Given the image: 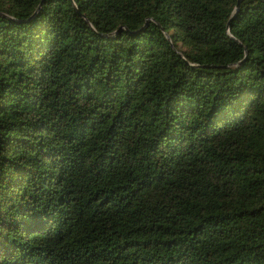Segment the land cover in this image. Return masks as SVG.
<instances>
[{
  "label": "trees",
  "instance_id": "trees-1",
  "mask_svg": "<svg viewBox=\"0 0 264 264\" xmlns=\"http://www.w3.org/2000/svg\"><path fill=\"white\" fill-rule=\"evenodd\" d=\"M0 264H264V0H0Z\"/></svg>",
  "mask_w": 264,
  "mask_h": 264
}]
</instances>
